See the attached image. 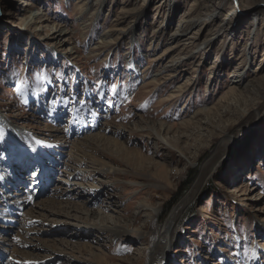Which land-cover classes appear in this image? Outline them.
Segmentation results:
<instances>
[{
  "label": "rangeland",
  "instance_id": "1",
  "mask_svg": "<svg viewBox=\"0 0 264 264\" xmlns=\"http://www.w3.org/2000/svg\"><path fill=\"white\" fill-rule=\"evenodd\" d=\"M5 171L0 264H264V0H0Z\"/></svg>",
  "mask_w": 264,
  "mask_h": 264
},
{
  "label": "bare ground",
  "instance_id": "2",
  "mask_svg": "<svg viewBox=\"0 0 264 264\" xmlns=\"http://www.w3.org/2000/svg\"><path fill=\"white\" fill-rule=\"evenodd\" d=\"M63 32V31H61ZM179 33L175 32L174 35H173V39H178L179 38ZM240 75L237 76V78H239ZM236 78V77H235ZM2 125V124H1ZM136 128L139 127L138 124L135 126ZM139 130H144V131H148V132H151L154 136H157V137H162V136H166L169 134V132L171 131V127L168 126V125H165V124H158V125H154L152 123H148V122H144L143 126L139 127ZM29 138H26V140H28ZM96 139V138H95ZM96 142H100V139H96ZM102 144H107V142H103ZM123 151V152H122ZM22 152V156H26L27 154L24 153L23 150H21ZM39 154V156H42L40 154V151H38V149L35 151ZM116 152H121V154L124 156L125 154H127V150H125V148H122V147H118ZM38 156V157H39ZM40 158V157H39ZM126 159V158H125ZM142 160V159H141ZM26 160L22 159V161L20 160V162H16V165L18 164L19 167H21V170H24V173H28L29 170L31 171L32 169L31 168H27V166L25 165ZM36 173V171H35ZM35 173H33V175H36ZM18 176V175H17ZM42 178V177H41ZM15 179H12V180H9V186L10 185H14V181ZM17 182H16V186H13L14 188H17L18 186L21 185V182H20V179H16ZM36 180V179H35ZM8 187V185H7ZM44 187V186H43ZM19 188V187H18ZM36 189H37V184L34 185L33 187H31L30 185V192L31 194H34L36 192ZM43 193L42 191H40L39 194ZM90 212V211H89ZM56 213L57 215H61V214H65V215H69L71 217H78V216H81V213H82V209L80 207H77L72 205V204H67V205H64V207H59L56 209ZM94 215V212H90V216H93ZM176 219V216L173 215L172 217L169 218V220L166 222L165 226L163 227V233L161 234L160 237H157L156 239H154V243H153V247L151 248V251L149 252L150 253V258H149V262L148 264H165L166 261H167V256H166V249H167V239H170L169 242H171V237H170V234L168 232V225L171 224L174 220ZM102 223V219L100 221ZM92 228H99L101 229V227H98V226H95V225H90ZM104 226V225H102ZM104 229V231H107V232H110V233H113L114 235L117 234L116 233V230H118L119 228H106V227H102ZM166 234H169V235H166ZM158 236V235H157ZM159 239V240H158ZM160 241V242H159Z\"/></svg>",
  "mask_w": 264,
  "mask_h": 264
},
{
  "label": "trees",
  "instance_id": "3",
  "mask_svg": "<svg viewBox=\"0 0 264 264\" xmlns=\"http://www.w3.org/2000/svg\"><path fill=\"white\" fill-rule=\"evenodd\" d=\"M48 88V87H47Z\"/></svg>",
  "mask_w": 264,
  "mask_h": 264
}]
</instances>
